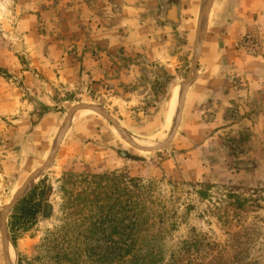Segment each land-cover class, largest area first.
Returning <instances> with one entry per match:
<instances>
[{"label":"rangeland","instance_id":"obj_1","mask_svg":"<svg viewBox=\"0 0 264 264\" xmlns=\"http://www.w3.org/2000/svg\"><path fill=\"white\" fill-rule=\"evenodd\" d=\"M160 3L0 0V264H117L139 214L132 264H264V97L243 90L264 80L210 101L212 18L172 26ZM249 34L236 50L264 61Z\"/></svg>","mask_w":264,"mask_h":264},{"label":"crops","instance_id":"obj_2","mask_svg":"<svg viewBox=\"0 0 264 264\" xmlns=\"http://www.w3.org/2000/svg\"><path fill=\"white\" fill-rule=\"evenodd\" d=\"M210 1L160 0L158 7L164 13L174 9L177 21L172 26L182 27L189 17H200ZM210 17L201 66L211 80L206 84L212 92L209 97L211 101L213 96H221L222 91L236 90L230 84L235 75L246 79L260 76V80H264V61L245 60L236 50V43L241 37L252 32L264 33V0H214ZM202 33L203 28L200 35ZM252 88L260 102L264 97V87L261 88L259 81L257 85L247 84L243 90Z\"/></svg>","mask_w":264,"mask_h":264},{"label":"trees","instance_id":"obj_3","mask_svg":"<svg viewBox=\"0 0 264 264\" xmlns=\"http://www.w3.org/2000/svg\"><path fill=\"white\" fill-rule=\"evenodd\" d=\"M174 10V9H173ZM172 8L168 13H165L167 21L171 25H175L177 21L175 10ZM40 187L33 189L28 196H26L20 204L16 207L13 215L10 217V232L12 235V240L16 242L19 233L22 232L23 227L31 223L37 215L41 212L43 206V199L46 197V188L40 191ZM127 219V218H126ZM144 217L142 215H137L133 219L130 218L128 223L125 222V218L121 220L117 219V235H119L120 240L117 242V264H132V260L129 261L132 256V252L136 247V234L140 223H142ZM122 228H121V227ZM129 242H126V241ZM126 244L120 246L123 242ZM134 261V260H133Z\"/></svg>","mask_w":264,"mask_h":264},{"label":"built area","instance_id":"obj_4","mask_svg":"<svg viewBox=\"0 0 264 264\" xmlns=\"http://www.w3.org/2000/svg\"><path fill=\"white\" fill-rule=\"evenodd\" d=\"M241 48L251 49L254 54L264 48V38L261 35L249 34L240 44Z\"/></svg>","mask_w":264,"mask_h":264},{"label":"water","instance_id":"obj_5","mask_svg":"<svg viewBox=\"0 0 264 264\" xmlns=\"http://www.w3.org/2000/svg\"><path fill=\"white\" fill-rule=\"evenodd\" d=\"M213 2L214 0H211L210 1V4H208L206 6V8L203 10V13L201 14L202 16H200V20H199V28L201 26V23L203 21V18L205 17H209L210 16V13H211V8L213 6ZM208 21V20H207ZM199 56H200V53H199ZM184 101H185V93H184V96H183V102H182V105L180 107V112H179V117H181L182 113H183V108H184Z\"/></svg>","mask_w":264,"mask_h":264}]
</instances>
